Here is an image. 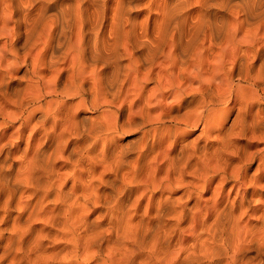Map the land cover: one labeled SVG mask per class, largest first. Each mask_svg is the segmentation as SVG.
<instances>
[{
    "label": "clouds",
    "instance_id": "obj_1",
    "mask_svg": "<svg viewBox=\"0 0 264 264\" xmlns=\"http://www.w3.org/2000/svg\"><path fill=\"white\" fill-rule=\"evenodd\" d=\"M262 173L264 0H0V264H264Z\"/></svg>",
    "mask_w": 264,
    "mask_h": 264
},
{
    "label": "bare ground",
    "instance_id": "obj_2",
    "mask_svg": "<svg viewBox=\"0 0 264 264\" xmlns=\"http://www.w3.org/2000/svg\"><path fill=\"white\" fill-rule=\"evenodd\" d=\"M254 167H255V165L252 166L253 170L255 169ZM260 179H261V182H264V173L261 174V178Z\"/></svg>",
    "mask_w": 264,
    "mask_h": 264
},
{
    "label": "rangeland",
    "instance_id": "obj_3",
    "mask_svg": "<svg viewBox=\"0 0 264 264\" xmlns=\"http://www.w3.org/2000/svg\"><path fill=\"white\" fill-rule=\"evenodd\" d=\"M255 168V167H254Z\"/></svg>",
    "mask_w": 264,
    "mask_h": 264
}]
</instances>
